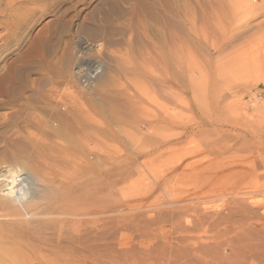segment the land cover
Instances as JSON below:
<instances>
[{"label": "rangeland", "instance_id": "obj_1", "mask_svg": "<svg viewBox=\"0 0 264 264\" xmlns=\"http://www.w3.org/2000/svg\"><path fill=\"white\" fill-rule=\"evenodd\" d=\"M11 67L0 264H264V0H0Z\"/></svg>", "mask_w": 264, "mask_h": 264}, {"label": "bare ground", "instance_id": "obj_2", "mask_svg": "<svg viewBox=\"0 0 264 264\" xmlns=\"http://www.w3.org/2000/svg\"><path fill=\"white\" fill-rule=\"evenodd\" d=\"M71 25V24H70ZM162 28V27H161ZM100 53V52H99ZM163 54V53H162ZM91 59V58H90ZM137 59V58H136ZM139 61V60H138ZM14 67V66H13ZM13 67H11L10 69H8V71L2 76V78H0V96H5V97H8V96H10L11 95V93H13V90H12V87L10 86V84L9 83H11L10 81H11V79H12V77H13V75H12V73H11V70L13 69ZM150 67H151V65H150ZM157 67V66H156ZM146 68V67H145ZM158 70V69H157ZM159 72V71H158ZM118 73V72H117ZM165 74V73H164ZM124 75V74H123ZM150 75V74H149ZM158 75V74H157ZM162 75V74H161ZM103 76V75H102ZM133 76H135V75H133ZM116 77V76H115ZM128 77V76H127ZM109 78V77H108ZM129 78H130V76H129ZM154 78V77H153ZM18 79V78H17ZM143 79V78H142ZM126 80H127V78H126ZM111 81H113V80H111ZM115 81V80H114ZM154 81H156V80H154ZM109 82V81H108ZM95 83V82H94ZM130 83V82H129ZM146 83H148V82H146ZM77 84V83H76ZM131 84V83H130ZM153 84V83H152ZM108 85V84H107ZM115 86V85H114ZM151 86V85H150ZM104 87V86H103ZM123 87V86H122ZM135 87H136V85H135ZM119 89V88H118ZM147 89V88H146ZM24 90V89H23ZM136 90V89H135ZM149 90V89H148ZM116 91V90H115ZM138 91H139V89H138ZM117 92V91H116ZM141 92V91H140ZM115 93V92H114ZM135 93V92H134ZM142 93V92H141ZM140 93V94H141ZM116 94V93H115ZM136 94V93H135ZM144 96V95H143ZM68 97V96H67ZM123 97V96H122ZM43 98V97H42ZM69 98V97H68ZM132 98V97H131ZM128 99H129V97H128ZM137 99V98H136ZM4 100V99H3ZM6 100V99H5ZM86 100V99H85ZM117 101V100H116ZM66 102V101H65ZM75 102V101H74ZM107 102V101H106ZM62 103V102H61ZM130 103V102H129ZM134 103V102H133ZM147 103V102H146ZM83 104V103H82ZM109 105V104H108ZM132 105V104H131ZM138 105V104H137ZM148 105V104H147ZM105 106V105H104ZM138 106H140V105H138ZM86 107V106H85ZM115 107V106H114ZM118 107V106H117ZM133 107V106H132ZM144 107V106H143ZM162 107L163 106H160V109H162ZM111 108V107H110ZM77 109V108H76ZM113 109V108H112ZM85 110V109H84ZM145 110V109H144ZM152 110V109H151ZM162 110H166V109H162ZM161 110V111H162ZM78 111V110H77ZM114 111V110H113ZM81 112H78V115L80 114ZM126 113V112H125ZM131 113V112H130ZM139 113V112H138ZM146 113V112H145ZM150 113H152L153 114V112H150ZM85 114V113H84ZM137 114V113H136ZM141 114V113H140ZM62 115V114H61ZM155 115V114H154ZM87 116V115H86ZM118 116V115H117ZM35 117V116H34ZM54 117V116H53ZM67 117V116H66ZM68 117H69V115H68ZM149 117H151V116H149ZM155 117V116H154ZM16 118V117H15ZM84 118V117H83ZM134 118H136V117H134ZM146 118V117H145ZM144 118V119H145ZM85 119V118H84ZM141 119H143V118H141ZM143 119V120H144ZM65 120V119H64ZM71 120H72V122H73V119L71 118ZM89 120V119H88ZM125 120V119H124ZM129 120V119H128ZM147 121V120H146ZM20 123V122H19ZM37 123V122H36ZM50 123V122H49ZM69 122H67V124H68ZM82 123V122H81ZM84 123V122H83ZM82 123V124H83ZM132 123V122H131ZM166 123V122H165ZM66 124V126H68ZM18 125V124H17ZM38 125H40V124H38ZM65 125V124H64ZM70 125H72V124H70ZM84 126H81V124H80V127H85V125L86 124H83ZM60 125H58L57 127H59ZM66 126H64V127H66ZM78 126V125H77ZM61 127V126H60ZM68 127H70V126H68ZM80 127H78V128H80ZM91 127V126H90ZM18 128V127H17ZM56 128V127H55ZM54 128V129H55ZM67 128V127H66ZM74 128V127H73ZM69 129H71V128H69ZM162 129H164V128H162ZM166 129V128H165ZM164 129V130H165ZM56 130V129H55ZM66 130V129H65ZM52 131H53V129H52ZM58 131H60L61 132V129L59 130H57L56 131V133L58 132ZM72 131H73V129H72ZM75 131V130H74ZM73 131V132H74ZM81 131V130H80ZM36 132V131H35ZM68 132H69V130H68ZM72 132V133H73ZM83 132V131H82ZM131 132V131H130ZM164 132V131H163ZM4 133V132H3ZM22 133V132H21ZM31 133V132H30ZM54 133V132H53ZM62 133L65 135V133H66V135H70V136H72V133L71 134H67V130H66V132L64 133L63 131H62ZM74 133H76V132H74ZM91 133V132H90ZM93 133V132H92ZM43 134H45V133H43ZM80 134V133H79ZM28 135H30V134H28ZM59 135H62V134H59ZM58 135V136H59ZM63 135V136H64ZM84 135V134H83ZM31 136V135H30ZM57 136V135H56ZM70 136H66V141H67V137H70ZM74 136V135H73ZM122 136V135H121ZM75 137V136H74ZM97 137V136H96ZM61 138V137H60ZM64 138V137H63ZM72 139H73V137H71ZM87 138V137H86ZM90 138V137H89ZM134 138H135V136H134ZM70 139V138H69ZM76 139L77 138H75V141H76ZM20 140V139H19ZM64 140H65V138H64ZM79 140V139H78ZM85 139H83L82 141H84ZM87 140H88V138H87ZM87 140L85 141L86 143H87ZM143 140H145V138H143ZM33 141V140H32ZM63 141V140H62ZM72 141V140H71ZM90 141V140H89ZM136 141V140H135ZM142 141V140H141ZM146 141V140H145ZM65 142V141H64ZM127 142V141H126ZM144 142V141H143ZM150 142V141H149ZM66 143V142H65ZM72 143V142H71ZM73 143H74V139H73ZM76 143H78L77 141L75 142V144ZM7 144V143H6ZM39 144V143H38ZM66 144H70V141H69V143H66ZM74 144V145H75ZM83 145L85 144V143H82ZM146 144V143H145ZM9 145V144H8ZM72 145V144H71ZM71 145H69V146H71ZM78 145V144H77ZM79 145H81V144H79ZM111 145V144H110ZM56 146V145H55ZM82 146V145H81ZM139 146V145H138ZM144 146V145H143ZM74 147V146H73ZM85 148V147H84ZM73 149V148H72ZM75 149V148H74ZM48 151V150H47ZM54 151V150H53ZM52 151V152H53ZM41 152V151H40ZM86 152V151H85ZM66 153V152H65ZM143 153V152H142ZM71 154V153H70ZM111 154V153H110ZM80 155V154H79ZM84 157V156H83ZM85 159V158H84ZM110 159V158H109ZM110 160H112V159H110ZM74 161V160H73ZM48 162V161H47ZM60 164V163H59ZM75 164V163H74ZM8 174H10L11 175V172L8 170V171H4L3 172V174H1L0 175V184H1V182H3V179L8 175ZM6 175V176H5ZM9 175V176H10ZM7 178H8V176H7ZM6 183V182H5ZM1 195H0V212H1V214H0V217L1 218H3V217H5L6 215H8V211H11V210H13L12 209V202L13 201H15V199L13 200H11L10 198H8L7 196H5L4 194H2V193H0ZM22 198V197H21ZM43 211V210H42ZM71 213V212H70ZM39 214V213H38ZM50 214V213H49ZM24 221V220H23ZM30 224V223H29ZM8 231V230H7ZM46 253V252H45Z\"/></svg>", "mask_w": 264, "mask_h": 264}]
</instances>
